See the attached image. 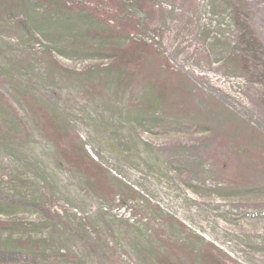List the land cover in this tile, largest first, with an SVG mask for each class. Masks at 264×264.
<instances>
[{
	"label": "rangeland",
	"instance_id": "obj_1",
	"mask_svg": "<svg viewBox=\"0 0 264 264\" xmlns=\"http://www.w3.org/2000/svg\"><path fill=\"white\" fill-rule=\"evenodd\" d=\"M0 264H264V0H0Z\"/></svg>",
	"mask_w": 264,
	"mask_h": 264
},
{
	"label": "trees",
	"instance_id": "obj_2",
	"mask_svg": "<svg viewBox=\"0 0 264 264\" xmlns=\"http://www.w3.org/2000/svg\"><path fill=\"white\" fill-rule=\"evenodd\" d=\"M83 32H86L84 28H82L81 33H83ZM85 150H86L85 148H82V156H84L83 158H85V164H88L87 162L90 161L91 164L94 165L95 163L91 160V158L89 157V155L87 154V152H86ZM83 158H82V157L80 158V161H81L82 164H83ZM85 164H84V165H85ZM84 165H83V166H84ZM92 170H94V168H92ZM96 173H97V172H96ZM98 176H100V174L97 173V177H98Z\"/></svg>",
	"mask_w": 264,
	"mask_h": 264
}]
</instances>
